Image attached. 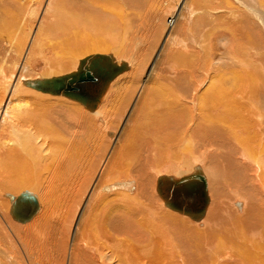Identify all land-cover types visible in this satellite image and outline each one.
Wrapping results in <instances>:
<instances>
[{"label":"bare ground","instance_id":"bare-ground-1","mask_svg":"<svg viewBox=\"0 0 264 264\" xmlns=\"http://www.w3.org/2000/svg\"><path fill=\"white\" fill-rule=\"evenodd\" d=\"M212 1L170 0L164 23V2L150 8L142 30L159 40L143 64L139 53L121 59L140 30L104 10L111 0H0V264H264V18L245 7L258 21L225 27V13L245 3L227 0L224 11ZM221 27L233 39L212 75L209 43ZM94 54L127 70L93 112L23 84L74 72ZM39 63L72 70L24 76ZM195 168L207 205L191 219L166 207L155 184ZM123 182L133 188L104 190ZM21 193L37 202L24 223L10 214Z\"/></svg>","mask_w":264,"mask_h":264},{"label":"water","instance_id":"water-1","mask_svg":"<svg viewBox=\"0 0 264 264\" xmlns=\"http://www.w3.org/2000/svg\"><path fill=\"white\" fill-rule=\"evenodd\" d=\"M126 70V63L117 64L112 55L94 54L80 60L74 72L46 79L27 80L23 84L42 93L78 102L87 111L93 112L100 105L109 84ZM125 188L131 190L132 183H115L106 186L104 190ZM155 189L169 209L185 214L191 219H198L204 215L207 196L205 179L199 169L195 168L190 175L179 179L160 176ZM10 198V214L16 222H27L37 212L34 196L21 193Z\"/></svg>","mask_w":264,"mask_h":264},{"label":"rangeland","instance_id":"rangeland-1","mask_svg":"<svg viewBox=\"0 0 264 264\" xmlns=\"http://www.w3.org/2000/svg\"><path fill=\"white\" fill-rule=\"evenodd\" d=\"M137 1V4H133V3H126V2H122V0H117V2L115 3L116 5H114V4H112L111 2H112V0H111V2H107V3H105L106 5H107V7H105V11H107L108 12V14H112V15H115L116 17H119L121 14V18L123 19V17H124V19H127V21H128V23H131L130 24V30L129 31H131V32H134L135 30H137V28H136V26H138L139 27V30H140V32H138V39H137V41H139L138 43L137 42H134L133 43V41H130V39H129V41L127 42V50H128V53L126 54V56L125 57H122L121 59L122 60H128V59H130V60H134V57H136L138 54L137 53H139L140 54V60L139 61H142L143 62V64H144V62H145V60L147 61V64H148V62H149V60H150V58L152 57V55L153 54H156V50L155 49H157V47L156 46H154V45H157L158 44V40L156 39V38H154L151 34H149V33H145V32H143V28H145L146 27V25H147V23L149 22V20H148V14H149V12H150V8H153V7H158V6H160L161 4H162V2H164L162 5H161V7H158V8H161V13L164 15L163 16V23L166 21V18H167V16H168V11L170 10V8L172 7V2H170V0H136ZM222 3H220V2ZM225 1H227V0H214V2L212 1L211 3L212 4H215L216 6H221L222 8H221V10H224V7H225ZM228 1H230V0H228ZM231 1H233V0H231ZM245 1V2H244ZM251 1H252V3H251ZM256 1V2H255ZM242 2H243V6H241L240 8L239 7H237L236 6V4L234 3V1H233V3H234V5H235V8H232L233 10V12L236 14V15H231V16H229V13H225V18H223V21H221V22H218L219 24L220 23H224V25H225V27L227 26V27H229V26H232L233 27V29H235V30H237L236 28H235V26L237 27V23L236 22H240V21H242L243 19H245L244 17H247V20L248 21H252V20H254V21H252V22H254L255 23V19L258 21V19H257V16H256V14H253V13H250L249 15L248 14H246L245 13V10L243 9V8H245V7H247V8H249L250 9V11H256L258 14L259 13H261V14H259V15H263V18H264V8L262 9V7H264V0H242ZM260 2H263V3H260ZM141 3V4H140ZM147 3H148V5H147ZM216 3H218V4H216ZM220 3V4H219ZM255 3V4H254ZM111 4V5H110ZM165 4V5H164ZM257 4V5H256ZM260 4V5H259ZM261 4H262V7H261ZM113 5V6H112ZM128 5V6H127ZM151 5V6H150ZM255 5V6H254ZM145 6L147 7V8H145ZM230 6H232V5H230ZM249 6V7H248ZM250 6H254V8L253 9H251L252 7H250ZM257 6V7H256ZM128 7V8H127ZM168 7V8H167ZM246 8V9H247ZM256 8V9H255ZM258 8L259 9H261V10H258ZM110 9V10H109ZM119 11H118V10ZM127 9V10H126ZM129 9H131V10H129ZM235 9V10H234ZM237 9H239L240 11H238ZM109 10V11H108ZM112 10V11H111ZM147 10V11H146ZM225 10H228V9H225ZM224 10V11H225ZM126 12V13H125ZM129 12V13H128ZM238 12V13H237ZM130 14V15H129ZM133 14V15H132ZM238 15H240V16H238ZM243 15H244V17H243ZM246 15V16H245ZM139 16V17H138ZM134 17V18H133ZM237 17V18H236ZM239 17H241V18H239ZM249 17H252V19L251 18H249ZM129 18V19H128ZM138 18V19H137ZM170 19V18H169ZM237 20L236 22H232V20ZM238 19L240 20V21H238ZM140 21H145V23H144V25L141 27V24H140ZM133 22V23H132ZM135 22V23H134ZM235 25V26H234ZM163 25H161V27H162ZM165 27H168L167 25L165 26ZM169 28V27H168ZM230 28H227L226 30H224V31H227V35H229V33H228V30H229ZM232 29V30H233ZM133 30V31H132ZM220 32H217L216 31V33H218V35H214V36H217V37H213V38H211V41H210V43H211V45H210V43H209V47H211V50H212V57H211V60H210V62H209V66H210V64H211V72H213V73H211L212 75H215V73H216V69H219V68H221V66H220V64H221V62L224 60V57H219L221 54H222V52H225V53H227V51H229V47H230V41H231V39H233V36L231 37H225L224 35H223V32H222V30H223V27H221L220 28ZM230 30L229 32L230 33H233V34H231V35H234V37H235V34H234V32H235V30ZM237 32H240L239 30L237 31ZM190 30L187 32V33H185L184 32V35L182 34V36L181 37H179V35H178V38L177 39H179V41H181L183 38L186 40L187 38H189L188 36H187V34L188 35H190ZM140 34V35H139ZM147 35L146 36V38H145V36L144 35ZM143 37H142V36ZM149 35H151V36H149ZM221 35V36H220ZM149 36V37H148ZM185 36H187V37H185ZM148 37V38H147ZM152 37V38H151ZM217 38V39H216ZM142 39V40H141ZM145 39V40H144ZM219 39V40H218ZM216 41L217 40V42L215 43L214 41ZM221 40L223 41V42H221ZM150 41V42H149ZM183 41V40H182ZM130 43H132V44H130ZM156 43V44H155ZM176 43H178V42H176ZM213 43V44H212ZM129 44V45H128ZM148 45H150L149 47H148ZM151 45H153V46H151ZM147 47V48H146ZM213 47H215V48H213ZM217 47V48H216ZM223 48V49H222ZM133 50V49H136V51L134 52V54H129V51H131V50ZM137 49H139V51L137 50ZM150 49V50H149ZM216 49V50H215ZM148 50V51H147ZM155 50V51H154ZM219 50V51H218ZM226 50V51H225ZM117 52H118V49L116 50ZM147 51V52H146ZM93 52H96V51H93ZM99 52H102V51H99ZM106 52V51H105ZM214 53H218L219 55H216V54H214ZM224 53V54H225ZM118 54H120V53H118ZM147 55V56H146ZM236 56H238L237 54H235ZM214 56H215V58H214ZM147 57V58H146ZM214 58V59H213ZM221 58V59H220ZM238 58H239V56H238ZM215 59H219L220 60V64L219 63H216L215 64ZM240 59V58H239ZM219 60H217V62L219 61ZM71 62H73V60L71 61ZM14 63L15 62H13L12 61V64L14 65ZM135 63V62H134ZM214 63V64H213ZM246 63V62H245ZM214 65H216V66H214ZM218 65V66H217ZM246 65H247V63H246ZM72 67V66H71ZM69 68V69H67V70H65V69H62V68H60L61 70H58V69H56L55 71H53V70H50V69H48V68H45V67H43V65H41L40 63L39 64H37V66H34L33 67V69H31L30 68V70H28V71H26V73L24 74V76H26V77H28V78H35V76L37 77V76H43V77H46V76H54V75H58V74H60V73H64V72H67L68 70H72V68ZM44 69V70H43ZM49 71V72H47V71ZM70 70V71H71ZM146 72V71H145ZM144 72V73H145ZM27 73H29L30 75H28ZM58 73V74H57ZM48 74V75H47ZM23 76V75H22ZM124 76V74L122 75V76H120L121 78ZM121 78H118V79H121ZM117 79V80H118ZM132 79V80H131ZM120 81H129V82H127V83H130V82H132V81H136V77H133V78H130V79H122V80H120ZM25 89H27V88H25ZM27 90H29V91H31V92H35V91H33V90H30V89H27ZM36 94H38L39 96H41V97H44L45 99H49L50 101H52L53 99L51 98L52 96H50V95H45V94H40V93H38L37 91L35 92ZM51 98V99H50ZM53 98H55V97H53ZM56 98H61V97H56ZM63 98V97H62ZM63 99H65V98H63ZM66 100V99H65ZM67 101H69V100H67ZM69 102H71V101H69ZM76 103V102H75ZM77 104V103H76ZM81 108L83 109V106H81ZM84 110H85V108H84ZM83 110V111H84ZM85 112V114H87V115H89V112H86V111H84ZM90 114H92V113H90ZM92 115H94V113L92 114ZM84 116V115H83ZM97 116H101V117H97ZM96 117H97V119L98 118H100V119H104V117L106 116V115H104V116H102V115H97ZM126 116V114L123 116V118ZM103 117V118H102ZM112 118V117H111ZM96 119V120H97ZM95 120V121H96ZM96 122H98V120L96 121ZM99 124H100V122H98ZM128 125H130V124H128ZM119 128V127H118ZM117 129V128H116ZM112 129H109L108 131H111ZM113 131V130H112ZM111 131V132H112ZM116 131H118V129L116 130ZM114 132V131H113ZM111 139V138H110ZM161 167V166H160ZM151 171H153V174H150V173H152ZM148 173H149V175H150V177L152 178H154V174H155V170H149L148 171ZM153 175V176H152ZM155 186H156V184H155ZM150 187H151V185H150ZM151 189V188H150ZM152 190V189H151ZM151 190H149V191H151ZM122 191V190H121ZM125 191V190H124ZM125 192H127V193H129L128 191H125ZM152 192V191H151ZM151 192H150V194H151ZM102 193H105V194H109V193H111V192H102ZM152 195L153 196H151V198L152 197H155V198H152V200H151V202L153 201L154 202V200L155 199H157V198H159L158 197V195L155 193V194H153L152 193ZM157 197V198H156ZM209 197H210V203H211V200H212V193H210L209 192ZM150 198V199H151ZM158 201H160V202H162L161 201V199H157ZM152 202V203H153ZM181 216V215H180ZM183 216V215H182ZM184 217V216H183ZM11 218V217H10ZM185 218H187V217H185ZM189 220V219H188ZM189 221H191V220H189ZM12 222H14L13 220H12ZM195 222V221H194ZM15 223V222H14ZM20 253H22V252H20ZM21 261H25L24 259H20Z\"/></svg>","mask_w":264,"mask_h":264}]
</instances>
